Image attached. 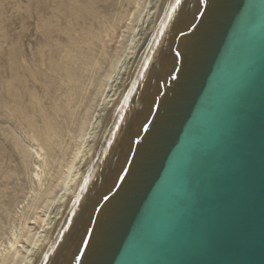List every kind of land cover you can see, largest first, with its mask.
I'll list each match as a JSON object with an SVG mask.
<instances>
[{"label": "water", "instance_id": "obj_1", "mask_svg": "<svg viewBox=\"0 0 264 264\" xmlns=\"http://www.w3.org/2000/svg\"><path fill=\"white\" fill-rule=\"evenodd\" d=\"M206 13L80 264H264V0Z\"/></svg>", "mask_w": 264, "mask_h": 264}, {"label": "bare ground", "instance_id": "obj_2", "mask_svg": "<svg viewBox=\"0 0 264 264\" xmlns=\"http://www.w3.org/2000/svg\"><path fill=\"white\" fill-rule=\"evenodd\" d=\"M54 2L45 1L44 9L36 14L45 15L44 10ZM121 2L136 7L135 13L124 8L107 20L105 11L81 0H60L54 10L61 24L49 17L35 18L40 42L30 53L41 77L50 76L65 90L66 102L83 77L78 70L100 73L107 63L106 46L118 38L124 21L129 22L119 51L105 65L84 124L79 133L69 135L70 144L62 156L51 155L34 135L26 110L28 88L23 83L28 76L20 71L22 58L16 46L8 55L15 87L2 95L0 105L11 112L3 98L8 96L26 124L20 128V138L27 144L31 188L13 209L16 220L8 233L0 235V264L84 261L113 198L121 197L127 178L138 165L145 136L183 73L191 44L213 0ZM85 99L76 98L74 111ZM9 172H15L12 165Z\"/></svg>", "mask_w": 264, "mask_h": 264}, {"label": "rangeland", "instance_id": "obj_3", "mask_svg": "<svg viewBox=\"0 0 264 264\" xmlns=\"http://www.w3.org/2000/svg\"><path fill=\"white\" fill-rule=\"evenodd\" d=\"M45 1L52 0H0V98L5 92H11L10 88L15 87L8 55L16 46L22 58L20 71H24L28 76L23 79V83L28 88L30 98L26 110L31 120L32 131L51 155L62 156L64 149L70 144L69 135L79 133V128L84 124L98 92L100 77L104 74L105 67L107 68L105 65L113 60L119 51L129 22L124 21L118 31V38L106 46L107 63L100 73L95 70H78V74L83 77L74 85L76 87L72 89L71 97L66 102L65 90L58 88L50 76L41 77L36 59L30 53V50L40 42L39 31L35 26L36 17H49L54 24L63 22L61 17L55 16L54 10L60 0H55L51 8L45 9V15L36 14L44 9ZM81 1L98 11H105L107 20L115 18L124 8H127L129 13H135L136 8L134 6L128 8L121 0ZM61 38L59 37L58 40L61 41ZM15 94L25 96L19 92ZM83 97H86L83 104L74 111L76 98L79 100ZM3 98L7 101L11 112L0 105V235L8 233L12 221L16 220L13 209L28 195L31 188L27 144L20 138V128H24L26 124L18 116L14 101L6 95ZM11 165L14 167V174L9 172Z\"/></svg>", "mask_w": 264, "mask_h": 264}, {"label": "snow or ice", "instance_id": "obj_4", "mask_svg": "<svg viewBox=\"0 0 264 264\" xmlns=\"http://www.w3.org/2000/svg\"><path fill=\"white\" fill-rule=\"evenodd\" d=\"M177 55H180V53H176ZM104 199H108V197H104Z\"/></svg>", "mask_w": 264, "mask_h": 264}]
</instances>
